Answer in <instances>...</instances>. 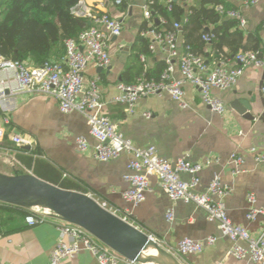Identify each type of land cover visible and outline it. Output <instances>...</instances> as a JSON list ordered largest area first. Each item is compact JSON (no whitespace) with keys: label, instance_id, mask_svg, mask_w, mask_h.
<instances>
[{"label":"crops","instance_id":"crops-1","mask_svg":"<svg viewBox=\"0 0 264 264\" xmlns=\"http://www.w3.org/2000/svg\"><path fill=\"white\" fill-rule=\"evenodd\" d=\"M197 0L193 5L197 4ZM227 8L239 10L246 19L241 28L246 35L259 40L260 51L264 55V0L257 5L244 7L242 0H223ZM146 0H126L125 6H118L114 0H86L101 12L122 21L123 32L110 41L111 65L99 68L90 63L84 73L85 83L98 77L99 88L107 102L103 113L119 125L126 139L135 147L155 146L158 153L174 162L187 157L193 163H201L209 156L218 158L217 162L205 167L200 173V185L197 192H205L215 175L232 187L226 198V211L232 223L244 227L251 236L258 237L263 231V222L258 219L250 222L246 219L249 208L247 196L254 193L257 205L264 207V164L256 165L249 150L257 147L264 152V68L248 67L236 85L228 90H213L226 106V113L220 115L202 101L199 92L190 84H185V98L190 107L181 109L169 95L151 96L139 101L136 112L130 114L121 104L111 103L117 95V84L127 68L134 43L145 22L142 10ZM227 18V17H225ZM179 56L185 53L183 37L178 34ZM207 56L203 57L211 68L226 61L228 65H237L235 55L226 60L209 64L210 46H206ZM201 56V55H200ZM57 57L53 56L52 58ZM166 55L157 51L146 58L145 67L153 68L158 61H165ZM173 78L182 79L179 58L175 59ZM241 109H245L244 112ZM151 113L147 119L144 113ZM4 113H9L11 125L7 127L8 136L20 134L32 142L25 155L39 159V169L49 165L56 169L61 178L81 187L86 194L100 203H106L111 211L123 213L131 206L122 198L127 188L124 176L129 173V154L119 158L100 162L91 153L78 152L75 142L79 136H86L93 147L95 139L89 135L88 121L79 112L64 114L57 100L48 95L20 94L10 97ZM4 113L0 114V126ZM11 142V141H10ZM12 144V143H11ZM14 147H16L13 144ZM18 167L31 172L18 159ZM243 156V172L232 175L234 163L232 154ZM8 165L5 166V168ZM21 166V167H20ZM18 167H10L11 172L0 169V173L14 175L20 173ZM10 170V169H9ZM33 174V173H32ZM185 181L191 175L183 173ZM151 191L146 200L132 210V221L163 246L175 248L184 238L204 241L209 235L217 237L214 245L207 246L203 253L181 258L192 264H246L229 254L232 243L222 237L216 224L207 220L206 212L193 203L172 202L161 188L156 176L150 177ZM174 211V220L168 222L166 214ZM26 217L11 215L0 211V260L2 264H47L60 232L59 219L49 217L45 222L29 226ZM64 264H98L89 251H82ZM120 264H130L122 261Z\"/></svg>","mask_w":264,"mask_h":264},{"label":"built area","instance_id":"built-area-1","mask_svg":"<svg viewBox=\"0 0 264 264\" xmlns=\"http://www.w3.org/2000/svg\"><path fill=\"white\" fill-rule=\"evenodd\" d=\"M125 1L114 0V3L122 6ZM155 1L146 0L142 7L147 30L143 31L141 36L150 39L151 53L160 51L166 55V67L158 79L140 77L132 84L119 82L118 93L111 103L121 104L130 114H134L142 99L166 94L181 109H187L190 105L185 98L184 85L190 84L197 89L202 101L211 111L224 115L226 106L219 97L213 95V90L225 91L234 87L248 67L264 68V55L254 51L239 52L234 57L237 65H228L226 61H222L214 68H211L202 56L189 51L179 56V32L175 29L166 30L155 26V22L166 23L163 17L154 18L151 5ZM160 1L171 10L173 2L191 6L197 0ZM260 1L242 0V4L244 7H250L257 5ZM215 9L223 17L236 19L241 28L246 25V19L239 10L220 4L216 5ZM74 14L86 19L90 25L76 38L66 40L65 52L62 55L51 58L41 65H33L24 61L10 60L0 54V114L5 112L6 103L10 97L20 94L54 97L62 113L79 112L87 118L89 135L95 139L96 144L92 147L86 136H79L75 142L78 152L91 153L93 158L100 162L115 160L122 154L131 156L128 164L129 173L124 176L128 186L122 192V198L131 208L119 213V211H111L105 202H99L102 207L136 226L132 221V210L146 200L147 194L151 191L150 177L156 176L161 188L172 202L193 203L206 212L208 222L216 224L222 237L231 241L229 254L232 257L245 260L246 264H264V207L257 205L256 195L249 193L247 196L249 208L246 219L250 222L261 219L263 231L258 237H253L247 229L233 224L229 218L225 200L231 194L232 187L223 183L218 175L213 177L205 192L196 191L200 185V173L205 167L217 162V157L209 156L201 163H193L185 156L172 162L160 155L155 146L135 147L131 140L123 136L119 125L103 113L107 102L101 95L99 78L96 77L86 84L84 73L90 63L102 69L111 65L110 41L122 34L123 23L109 13L101 12L87 4L86 0L81 1L74 8ZM174 27L178 28L179 24H174ZM203 40L209 43L211 37L204 35ZM178 58L182 74L180 80L173 78L175 59ZM141 59L146 61L145 56H141ZM262 94L264 95V84ZM144 116L149 119L152 114L146 112ZM11 123L9 113H4L3 125L0 126V145L9 139L16 147H31L32 142L20 134L8 136L7 127ZM249 154L252 155L256 165L264 164L263 151L252 147ZM232 161L234 163L232 175L237 176L243 172L241 166L244 158L234 153ZM183 173L191 175V179L183 180L181 178ZM27 210L29 214L25 221L29 226L43 223L49 217L60 221L58 228L60 235L47 264H64L84 250L89 251L98 264H120L122 261L136 264L126 260L84 228L63 221L50 210L33 208ZM166 219L168 222L174 220L173 209L167 211ZM155 240L183 264H192L185 263L181 258L203 253L207 246L216 243L217 237L209 235L204 241L184 238L175 248L165 247L157 239ZM0 264H2L1 260Z\"/></svg>","mask_w":264,"mask_h":264},{"label":"trees","instance_id":"trees-1","mask_svg":"<svg viewBox=\"0 0 264 264\" xmlns=\"http://www.w3.org/2000/svg\"><path fill=\"white\" fill-rule=\"evenodd\" d=\"M85 0H0V54L10 60H19L33 65H41L53 56L65 52L67 39L76 38L89 24L84 18L74 14V8ZM227 4L223 0H200L195 5L173 2L171 10L164 2L156 0L151 5L154 18L163 17L165 24L155 22L157 28L175 29L183 37L185 51L207 56L206 46H210L209 64L221 59L232 58L239 52L254 51L262 55L259 40L246 35L239 22L219 14L215 6ZM125 6V3L122 5ZM174 24H179L178 28ZM147 24L138 33L133 52L129 56L127 68L121 82L135 83L140 77L158 79L166 67L165 61H158L153 68H146L141 56L151 55L150 39L142 37ZM209 35V43L203 40ZM18 159L38 178L62 189L86 192L74 183L65 181L53 167L46 165L39 169V159L25 155L27 150L16 147ZM24 173V172H23ZM0 211L11 215L26 217L27 209L1 203Z\"/></svg>","mask_w":264,"mask_h":264},{"label":"water","instance_id":"water-1","mask_svg":"<svg viewBox=\"0 0 264 264\" xmlns=\"http://www.w3.org/2000/svg\"><path fill=\"white\" fill-rule=\"evenodd\" d=\"M0 202L24 209L47 208L63 221L84 228L130 262L183 264L151 235L105 209L93 197L62 189L34 174L0 173ZM151 246L157 248L156 254L150 253Z\"/></svg>","mask_w":264,"mask_h":264},{"label":"rangeland","instance_id":"rangeland-1","mask_svg":"<svg viewBox=\"0 0 264 264\" xmlns=\"http://www.w3.org/2000/svg\"><path fill=\"white\" fill-rule=\"evenodd\" d=\"M15 150H16V147H14L13 144H11L9 139H6L5 142L0 145V169H2V170L6 169L7 170V168H5V166L8 165L7 167H9V168L7 171L11 172L12 170L10 167H13V166L18 167V162L16 160L17 155L15 153ZM18 170H20V173L18 172V174L27 173L25 170H23V168L18 167ZM33 209H35V208H33ZM136 264H155V263H153V262H150V263L149 262H141V263H136Z\"/></svg>","mask_w":264,"mask_h":264},{"label":"bare ground","instance_id":"bare-ground-1","mask_svg":"<svg viewBox=\"0 0 264 264\" xmlns=\"http://www.w3.org/2000/svg\"><path fill=\"white\" fill-rule=\"evenodd\" d=\"M35 209H37V210H49V209H47V208H43V207H34ZM151 250H150V253L151 254H156L157 252H158V250H157V248L155 247V246H151V248H150ZM146 262H149V261H147V260H145ZM150 263V262H149Z\"/></svg>","mask_w":264,"mask_h":264}]
</instances>
